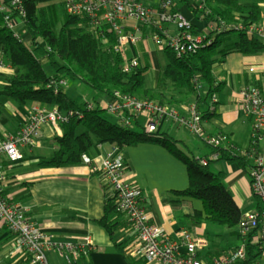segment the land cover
Instances as JSON below:
<instances>
[{
    "label": "trees",
    "instance_id": "trees-1",
    "mask_svg": "<svg viewBox=\"0 0 264 264\" xmlns=\"http://www.w3.org/2000/svg\"><path fill=\"white\" fill-rule=\"evenodd\" d=\"M17 1L16 5L0 1V61L14 71L6 78V85L0 88V107L3 101L13 100L33 107L57 109L65 115L66 121L59 124L62 136L54 139L56 150L41 166L57 169L80 165L82 156L89 155L100 145H111L119 150L145 143L161 145L182 161L188 170L189 187L175 194L200 201L206 220L212 224L229 230L239 229L242 212L225 186L222 173H212L210 164L202 165V159H197L184 143L165 133H145L143 126L134 124L129 127L122 117L114 116V121L107 119L103 116L106 111L95 102L73 100L67 94L66 86L79 82L108 99L119 92L122 96L175 108L188 106L189 99L194 98L201 119L205 120L210 111L201 112L200 105H206L209 96L221 88L213 73L216 65L231 53L254 56L264 50V41L248 30L251 26H258L264 17L258 4L253 2L251 6H244L246 0H196L194 4L188 0H173V13H180L181 6L186 4L209 25L224 23L225 31H217L216 27L209 30L207 40L195 52L182 58H177L168 45L161 44L166 67L160 74L157 88L151 89L145 80L146 68L139 64L125 72L128 59L124 50L114 52L117 38L113 34L104 38L96 36L85 18L67 13L65 0ZM1 7L8 12H2ZM7 15L11 20L21 22L30 35L29 41L25 42L17 29L7 27ZM145 32L152 34L158 31L151 29ZM192 34L198 35L194 27ZM45 65L50 67L51 75L45 71ZM60 81H65L66 86L50 87L53 82ZM200 86L207 87V91L199 90ZM126 117L136 118L133 114H126ZM213 152L219 154L218 161L236 164L250 175V158L253 155L250 149L242 152L230 143L213 149ZM253 198L260 211V199L256 195ZM104 208L105 215L99 224L111 239H114L121 223L131 227L125 216L116 212V198L112 193H106ZM193 218L196 223L202 221L201 214L195 213ZM115 249L126 256L122 244H115ZM246 251L244 264H259L263 247L256 234L246 240ZM127 259L130 264L135 261Z\"/></svg>",
    "mask_w": 264,
    "mask_h": 264
},
{
    "label": "crops",
    "instance_id": "crops-1",
    "mask_svg": "<svg viewBox=\"0 0 264 264\" xmlns=\"http://www.w3.org/2000/svg\"><path fill=\"white\" fill-rule=\"evenodd\" d=\"M0 1L8 3L10 0ZM140 1L145 5L158 7L163 0ZM188 1L196 3V0ZM253 2L264 13V0H246L243 5L251 6ZM180 13L192 24L196 33L209 31V23L202 16L194 14L186 4L181 6ZM261 23L264 24V17ZM166 29L172 35L178 33L173 24H169ZM17 31L25 42L30 40V35L22 24L17 27ZM124 53L127 59H138L139 64L146 68L147 86L156 89L160 74L166 67L162 46L155 44L150 33L145 32L143 40L134 47L126 46ZM3 63L6 64L4 61ZM13 73L7 64L0 68V88L6 85V78ZM47 73L51 75V69ZM213 73L221 88L212 94L216 95L217 102L213 101L211 95L206 105H200L201 112L210 111L203 120L205 129L210 135L224 134L232 145L240 150H247L250 146L252 125L241 112L238 93L244 87H258L264 91V50L254 56L228 54L222 63L216 65ZM72 86L67 94L75 101L84 102L85 99L77 94L81 90V83L75 82L76 87ZM206 88L203 86V91L206 92ZM90 98L97 99L94 102L100 107L105 106L109 100L94 92ZM188 102V105L195 104L194 98H190ZM32 108V104L3 101L0 107V139L5 134L22 128L28 122ZM139 126H144L143 118L140 119ZM160 133L184 143L197 159H208L214 153L199 138L170 123L164 124ZM61 136L60 130L44 125L37 146L21 150L24 156L22 161L11 162L7 158L0 160L7 175L4 184L5 197L22 208L28 218L51 237L55 244L90 246L91 252L82 255L75 264H130L127 254L125 256L118 252L115 244H122L127 252L134 239L131 230L121 223L114 239H111L99 224L105 215L107 193L101 179L83 163L57 169L41 166L49 161L56 150L55 137ZM115 148L111 145H100L89 156L99 166L103 158ZM122 152L127 164L124 179L142 190L152 222L173 240H179V235L184 230L193 236L203 237L207 241V247L199 253V257L204 262L228 256L244 245L245 238L240 237L239 229L229 230L212 224L206 220L200 201L175 194L189 187L188 170L166 148L145 143L126 147ZM259 152H264V143L259 145ZM251 162L250 160V164ZM209 164L212 173L224 175L225 186L233 194L242 215L256 212L257 204L253 198L250 175L236 164L226 161H213ZM195 213L202 215L200 223L195 222ZM47 256L48 264H70L55 251L49 252ZM134 260L133 264H152L142 259ZM0 264H31L29 257L15 248L12 234L1 224ZM259 264H264V247Z\"/></svg>",
    "mask_w": 264,
    "mask_h": 264
},
{
    "label": "built area",
    "instance_id": "built-area-1",
    "mask_svg": "<svg viewBox=\"0 0 264 264\" xmlns=\"http://www.w3.org/2000/svg\"><path fill=\"white\" fill-rule=\"evenodd\" d=\"M65 1L67 13L85 18L89 29L96 36L104 38L113 34L117 38L115 53L123 52L126 46L138 45L144 38L145 30L151 29L158 31L150 33L153 42L157 45L165 43L174 51L177 58L195 52L207 40L208 31L193 35L192 24L181 13L171 11L174 7L173 0H164L158 7L145 5L140 0ZM8 3L16 5L18 1L10 0ZM1 11L8 12L4 7H1ZM5 22L11 30L21 25L19 20H11L8 15L5 17ZM165 24L175 25L178 33L170 34L164 28ZM215 27L217 31H225L224 23L218 26L210 24L209 30ZM248 30L264 41L263 23L251 26ZM138 65L137 58L128 59L124 71L128 73ZM4 67L3 62L0 61V68ZM64 85L66 86V82L60 81L53 82L50 87ZM198 89L203 88L200 86ZM212 99L217 102L215 94L212 95ZM238 99L242 114L251 121L252 125L248 148L253 152L250 158L252 161L250 179L253 195L260 199L262 205L260 211L242 215L239 230L245 238V243L228 256L204 262L199 257V253L207 247V241L203 237L193 236L184 230L180 233L179 240H173L161 227L155 225L149 216L142 190L124 179L127 164L122 150L113 149L103 158L99 166L94 164L88 154L82 156V163L91 168V172L101 179L107 193H112L116 198V212L125 216L131 225L129 229L134 239L126 253L128 257L142 259L152 264H244L247 259L246 240L252 234L258 236L259 242L264 247V152H259V145L264 143V91L258 87H244L239 91ZM103 109L115 117L124 118V123L129 127L134 124L139 125L140 119L143 118L145 133H160L162 126L170 123L202 139L211 149L217 150L230 144L226 135H210L206 131L195 104L175 108L122 96L119 92H115L114 97L108 100ZM126 114H133L136 118H127ZM64 121H66L65 115L59 110L34 106L28 122L22 128L14 133H7L0 139V160L7 158L11 162L22 161L24 156L21 150L37 146L44 125H50L59 131V124ZM219 158L216 152L210 158L201 160V164L207 166L213 161H218ZM6 180V172L0 165V224L9 230L15 248L24 252L31 264H48L47 255L52 251L64 257L70 264H75L82 255L91 252L90 246L83 247L72 243L55 244L51 237L28 218L22 208L5 197Z\"/></svg>",
    "mask_w": 264,
    "mask_h": 264
},
{
    "label": "rangeland",
    "instance_id": "rangeland-1",
    "mask_svg": "<svg viewBox=\"0 0 264 264\" xmlns=\"http://www.w3.org/2000/svg\"><path fill=\"white\" fill-rule=\"evenodd\" d=\"M44 68H45V71H46V72H50V67H49L48 65H45ZM68 84H69V83H68ZM72 85H73V86H72ZM71 86H72V88H73V87H74V88L76 87V86H75V83H70L68 86H66V91H67V92H68V90H69V88H70ZM70 90H71V89H70ZM70 90H69V92H70ZM92 92H93V91H91V89H90L89 87H87V86L81 84V90H80V92H77V94H78V95H81L85 100H88V101L94 102V101L97 100V99L94 100V99L90 98ZM103 108H104V105L101 106V109H103ZM103 116L106 117L107 119L111 120V121H114V119H115V117H114L113 115H111V114H109V113H107V112L103 113ZM138 130H139V128H138Z\"/></svg>",
    "mask_w": 264,
    "mask_h": 264
}]
</instances>
